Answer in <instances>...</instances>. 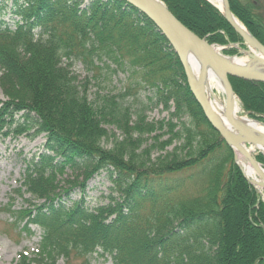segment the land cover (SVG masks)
<instances>
[{
	"label": "trees",
	"instance_id": "trees-1",
	"mask_svg": "<svg viewBox=\"0 0 264 264\" xmlns=\"http://www.w3.org/2000/svg\"><path fill=\"white\" fill-rule=\"evenodd\" d=\"M8 1L11 23L0 20V135L45 138L17 189L29 196L19 213L40 230V241L16 264L94 255L111 264H264V201L204 117L155 26L123 0ZM160 1L209 44L242 43L206 0ZM227 1L264 46V0ZM78 64L109 79L126 73L152 90L149 102L168 119L149 121L143 103L128 105L131 86L89 99ZM229 82L241 109L264 123V83ZM109 137L111 146H103ZM102 172L110 192L90 208L87 183Z\"/></svg>",
	"mask_w": 264,
	"mask_h": 264
},
{
	"label": "rangeland",
	"instance_id": "rangeland-1",
	"mask_svg": "<svg viewBox=\"0 0 264 264\" xmlns=\"http://www.w3.org/2000/svg\"><path fill=\"white\" fill-rule=\"evenodd\" d=\"M9 3L10 2L8 0H0V20L11 23ZM212 45L218 48L220 54L223 56L240 57L243 55V52L248 51V48L243 43ZM96 67L97 66H94V68ZM73 69L77 74L79 81L85 80L86 77L89 78L90 82L87 84V95L89 99H94L97 96L106 94L115 96L120 91H125L128 86H131L132 88L128 96L125 98L128 105L136 107L138 102L143 103V105L148 108L146 110V117L149 121L168 119V112L163 109L162 105H153V102H149L148 99L152 96V90L143 89L139 86L137 87L135 85L137 80H134V78L128 79L126 73L118 72L115 76H112L109 79L106 78L107 76L105 71L94 69L92 72H89L88 69L79 64L74 66ZM92 75H94V77ZM218 96H220L222 100L224 99L223 95ZM234 97L241 108L238 98L235 95ZM0 99H2L1 95ZM241 111L242 112L240 114L248 117L247 113H245L242 109ZM248 118L252 119L250 117ZM252 120L256 121L255 119ZM173 121L176 122V120ZM259 123L264 125V123L260 121ZM107 130L109 133H113L115 137H119V131L113 127L109 126L107 127ZM165 138L166 136L162 139ZM112 141L113 138L109 137L107 140H104L102 144L105 147H110ZM44 142L45 138L43 135L35 137L27 136L25 134L18 137H13L11 135L5 137L0 135V264H16L20 254L25 253L31 255L36 252L38 247L41 235L40 230L30 224L27 226L24 215L19 213V211L23 212L22 209L30 207L28 206V203L24 201L25 199H29V196L23 195L21 197L19 192H17V189H19L18 187L25 162L42 151ZM172 146H170V148ZM259 157L263 156L260 153H253L252 158L260 164L261 168L264 169V164L258 161ZM233 161L236 165L234 154ZM251 185L264 201V187L258 188L253 184ZM109 188L110 183L104 172L95 175L87 183V188L85 190L86 206L92 208L102 203H106L104 198L110 192ZM79 195L78 189H75L71 192L70 197L72 200H77ZM37 203L39 202L31 200L30 204L32 205ZM57 264H111V261L106 259V257L94 255L85 262L79 259H71L70 261L59 260Z\"/></svg>",
	"mask_w": 264,
	"mask_h": 264
},
{
	"label": "water",
	"instance_id": "water-1",
	"mask_svg": "<svg viewBox=\"0 0 264 264\" xmlns=\"http://www.w3.org/2000/svg\"><path fill=\"white\" fill-rule=\"evenodd\" d=\"M123 1L144 15L166 38L172 47V50L179 59L188 88L197 104L201 108L204 117L210 126L218 133L219 137L224 141V143L232 150V152V145L237 146L238 148L246 145L264 146V137L256 133H252L251 131H247L233 118L231 99L235 97L229 82V78H236L249 82L264 83V46L259 43L244 27H242V25L240 26V24L238 25L235 23L234 20L237 21V19L231 13L228 1L224 0L225 12L222 13V15L233 31L240 37L243 44L248 48V51L243 52L248 53V57L250 59L247 66H238L229 62L223 55L219 53V50L212 44H209L205 38H200L195 33L186 28L181 22H179L160 0ZM249 48H252L254 52L250 53ZM186 49L191 50L202 64V78L204 77V70L206 67L212 68L218 75L222 77L225 93V117L228 120L230 126L229 130L224 129L211 118L208 113L207 105L203 104V102L198 97V90L194 76L183 57ZM251 63H255L261 69V71L251 69ZM235 163L238 166L236 160ZM258 165L260 166V164ZM240 171L242 172L241 169ZM242 174L248 183L252 184L245 177L243 172Z\"/></svg>",
	"mask_w": 264,
	"mask_h": 264
},
{
	"label": "bare ground",
	"instance_id": "bare-ground-1",
	"mask_svg": "<svg viewBox=\"0 0 264 264\" xmlns=\"http://www.w3.org/2000/svg\"><path fill=\"white\" fill-rule=\"evenodd\" d=\"M214 7H216L221 13L225 12L224 0H208ZM236 24L240 22L234 20ZM241 26V24H240ZM243 27V26H242ZM218 49V48H217ZM219 50V49H218ZM184 59L192 72L197 90L198 97L207 105L208 113L211 118L216 121L221 127L229 130L230 126L228 120L225 117V93L223 87V79L218 75L212 68L206 67L204 70V77L201 74L203 72V66L196 57V55L189 49L185 50ZM250 53L254 50L249 48ZM220 53V52H219ZM229 62L238 66H247L249 64L248 53H243L242 56H224ZM250 68L253 70L261 69L255 64L251 63ZM223 95L222 100L220 96ZM232 115L235 121L240 123L247 131L256 133L264 137V125L249 119L247 116L240 114L241 108L239 107L235 98L231 99ZM243 147V148H242ZM238 148L232 145L233 152L235 154V160L244 173L245 177L256 187H264V169L261 168L254 160L253 153H260L264 156V146L260 145H250L242 146Z\"/></svg>",
	"mask_w": 264,
	"mask_h": 264
}]
</instances>
